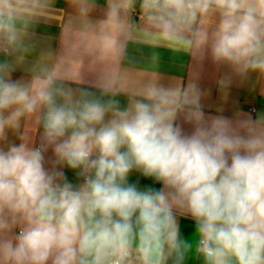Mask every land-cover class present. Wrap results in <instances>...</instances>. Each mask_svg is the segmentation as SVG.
<instances>
[{
	"label": "clouds",
	"instance_id": "9594fccd",
	"mask_svg": "<svg viewBox=\"0 0 264 264\" xmlns=\"http://www.w3.org/2000/svg\"><path fill=\"white\" fill-rule=\"evenodd\" d=\"M67 3L57 53L34 31L55 0H0V264H188L180 217L200 264H264V113L206 115L199 77L165 81L155 52L126 67L144 45L228 69L221 91L264 79V0H103L98 21Z\"/></svg>",
	"mask_w": 264,
	"mask_h": 264
},
{
	"label": "crops",
	"instance_id": "0c3cea01",
	"mask_svg": "<svg viewBox=\"0 0 264 264\" xmlns=\"http://www.w3.org/2000/svg\"><path fill=\"white\" fill-rule=\"evenodd\" d=\"M98 8L90 14L93 21L104 18L103 0H98ZM74 15L73 8L67 3V0H55L54 10L35 26V36L38 44L37 52L42 49H51L54 52H61L64 41V28L67 20ZM137 19V17H133ZM155 52L159 59L157 71L165 80L181 79L184 83L195 74L199 77V86L207 96L202 100L203 110L206 115H224L233 118L237 112L250 114L255 118L258 114L264 113V79H258L253 73L247 80L241 81L238 77L233 78L232 84L226 91H221L217 81L229 70L226 68H217L210 60H205L202 64H197L190 57L183 53H172L166 48L151 49L144 45H129V61L126 67L130 71H136L146 66L151 61L152 53ZM3 59V57H0ZM31 59V58H30ZM86 79L89 81L95 78V71L88 67L87 61L81 69ZM25 78L27 73L24 68H19L13 73V79ZM121 104H126V97H118ZM255 112L252 113L251 109ZM185 131H190L189 125H184ZM10 139L15 137L10 135ZM19 143L18 140H15ZM50 156L51 153H48ZM67 179L70 182L78 183V179L73 170L64 169ZM130 182L137 183L141 188L151 186L161 187L150 178H145L141 174L133 172L129 177ZM181 235L183 238H189L193 244V253L188 264H200L195 254V225L188 217H180Z\"/></svg>",
	"mask_w": 264,
	"mask_h": 264
},
{
	"label": "built area",
	"instance_id": "2783aa9c",
	"mask_svg": "<svg viewBox=\"0 0 264 264\" xmlns=\"http://www.w3.org/2000/svg\"><path fill=\"white\" fill-rule=\"evenodd\" d=\"M251 112H252V113H254V112H255V109H254V108H252V109H251Z\"/></svg>",
	"mask_w": 264,
	"mask_h": 264
}]
</instances>
